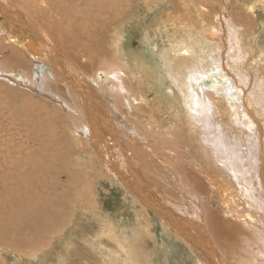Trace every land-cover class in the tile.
I'll return each mask as SVG.
<instances>
[{"label":"rangeland","instance_id":"374dc122","mask_svg":"<svg viewBox=\"0 0 264 264\" xmlns=\"http://www.w3.org/2000/svg\"><path fill=\"white\" fill-rule=\"evenodd\" d=\"M8 1L15 2V0ZM8 1L4 0V2ZM25 1L16 0L17 3L15 4L22 2L25 7L29 8L27 11L30 13H28L29 16L27 17L32 18V20L35 18L33 20L34 26L37 25L36 27L40 31H46L53 42L56 43L55 45L58 47L59 52L58 57L59 59L61 58L64 69H70V71L72 70L71 72L76 70L80 75H87L88 78H96L92 71L98 68L111 66V68L115 69L121 66L122 63L125 65L124 53L127 49L133 50L135 53L139 52L150 62L152 59L155 61V57L159 58L160 54H164L166 59L173 60L175 57L171 55V51H173L174 46L177 47L181 43H187L191 46L193 44L196 50L198 48L201 49V46L202 48H207L204 42L206 41L205 36L201 35V32L196 30L194 26L197 25L198 27L199 24L206 26L217 15L212 16L210 12L206 16L200 15L197 12V6L201 2L208 6L209 9L222 12V4H228L227 7L231 12L232 18L237 22L236 24L240 28L239 31L244 34L241 49L231 47L229 58L226 55L228 47L222 48V50L218 49L219 53L217 54H220L219 56L222 57V60L218 64L216 71L222 72L224 78L219 79L216 74L210 76V78H214V80H211L213 82L221 81L223 83L216 84L219 89L213 94L210 93L211 90H209L208 86H205L204 90H196L195 99L193 100L198 102L203 97L204 100L209 101L212 98L220 97V103L223 99L228 101L230 96L227 95V97L225 94L230 91L228 86L230 84L233 87L243 89L245 92L239 106L231 105V107L236 108L237 114L231 115L232 119L229 121H226L225 114V117L221 116L226 118L225 120L218 119V116L212 118L213 112L208 105L204 104V107H201L199 104L192 103L196 106L193 107L188 104L184 107L186 116L187 114L192 117L197 116V119L195 117L189 120L188 117L189 121H187L184 117L182 121L177 120L175 123V119L171 118L170 112L167 113L161 103L143 101L134 105L128 96L129 102L132 103H130L131 107L125 101V97H122V103L124 104L119 102V108L123 112L114 111L118 120L115 122L119 126H123L124 123L127 127H130L124 133H120V136L130 145L126 154H130L134 148L135 153L141 154L142 152L139 157L140 160L136 161L137 158H135L136 162L132 163L137 166L139 176L151 187L153 193L167 199V204L164 205L168 206L173 203L171 204L172 206L174 205L172 208L177 213L180 211L178 213L180 216L184 215V217H187L188 215L189 218L199 223L201 221L211 233H215V230H217L220 236L218 240L219 247L223 251L224 264H238L240 262V264H245V256L243 257L242 255H245L244 251H247V249L249 250L247 260L249 263L264 264V246H258L254 242H249L248 239L246 241L247 236L253 237L250 233L251 230L247 229V222L254 224L251 225L258 232L260 231L261 236L264 237V187L259 180V175H257V173H260L259 167H264V117L262 109L261 113L257 111L260 104L258 99L264 93L261 92V90L264 91V86H262V82H264V66L261 70H253L255 65H258L256 60L258 53L255 55L256 51L253 50V47L261 43L260 46L264 47V0H186L187 2H179L181 8L176 11V14L174 13L170 16V26L168 25L169 27L167 26L163 33L156 30L155 33L150 34L148 33L147 25L152 22L153 15L157 13L155 6H159L165 14L171 11V2L166 0H71L82 4L87 2V5H92L95 13L98 14L85 15L76 13L74 14L75 16L71 17L70 15H63L56 8L57 4L53 2H59L57 0H43L42 4L53 3L44 9L33 8V3L37 1ZM110 1L116 2L117 6L112 7L108 4L107 7V4L103 3ZM146 1L151 3L147 4L145 3ZM12 6L15 5L12 4ZM101 8H104L101 11L102 13L100 12ZM18 11L26 15L24 10L18 9ZM54 17L55 19H53ZM56 17L59 19H56ZM79 17L82 19L80 20ZM3 21L4 17L0 14V25L3 24L4 28H9ZM41 25L42 27H40ZM229 27H231L230 24ZM60 28H67L68 30L77 28L81 36L84 34L85 37H80L78 40L80 47L72 46L71 44L66 47L62 46L59 35ZM145 33L148 34L146 35ZM88 35L93 37L88 39L86 37ZM218 36L223 38V32L219 31ZM8 39L6 33L2 34L0 30V264H61L55 254L69 238L75 243L76 247L65 256L64 260H74L84 244L79 236H87L90 241L87 247L84 246V248L90 250V253L92 252V255L90 254L91 257L86 259V264H128L126 258H135L134 264H146L148 260H151L150 264H198L187 246L176 239L172 233L164 230L159 219L151 212H143V207L141 206V208L134 202L131 193H129L130 189L126 187L124 180L126 178L128 180L133 179L126 176L127 163H123L121 159H118V147L114 146L118 153H105L103 160L95 153L91 154L92 151L87 139L84 135H80L79 129L75 130L77 123L75 122V117L70 115L74 111L61 101V99H66L67 102L72 103L70 95L65 91L64 93L57 91L62 96L59 97L56 92L40 90V75L43 72L47 73V65L36 60V57H29L30 62L26 58L25 62V60H17L14 56H10V47L14 46ZM183 40L186 42H183ZM162 48L163 50H161ZM224 49L225 53H223ZM155 50L156 52H154ZM166 50L170 51L167 52ZM234 54L240 60V62L239 60L237 61L238 63L247 65L248 74L244 81L235 74L234 65H237V62L230 59V56ZM69 55L75 58L74 61L69 59ZM167 56L171 58H167ZM76 60L84 62L81 63L82 68L88 72L79 69V65L74 63ZM228 60L229 62L234 61V64L232 62L227 63ZM258 61L259 64L262 63L260 60ZM172 64H174L175 68V64L178 65L179 63L177 64L174 59ZM90 70L91 72H89ZM98 73L103 79V73ZM125 77L122 76L123 82L128 84L129 78ZM239 81L242 85L239 84ZM52 82L56 81L53 80ZM56 83L64 82L57 81ZM170 86L175 88L173 84H170ZM221 95L224 97H221ZM157 96L161 95L158 94ZM149 98L151 96H147V99ZM111 101L113 100L111 99ZM219 102L214 104L221 106ZM111 104L113 103L110 102ZM254 105H257V107ZM261 105L264 106V98L261 101ZM219 111L220 114H223V110ZM252 118L256 119L255 123H253ZM161 119H168L167 121L170 119L173 123L165 124L163 128L158 126ZM222 121H224L225 127L219 133L224 135L223 141L225 143L219 140L220 136L218 133L220 124H222L219 122ZM189 122L190 125L188 124ZM193 122L194 126L191 125ZM256 125H261L263 128L262 134L261 132H256L255 137L253 136L249 142L246 139V143H243V135H250L248 129H255ZM196 130L201 134L196 133ZM192 132L195 134H192ZM232 132H237L239 135L236 146H233L228 138V133ZM206 134L214 136L213 138L211 137V146L220 149L223 158L234 164L235 168H240L239 173L231 172L226 168L222 171L226 178L237 184L239 196L237 195L236 202L232 204L234 209H237L236 213L234 209H231L232 207L227 208L229 211L225 208V203L223 204V201L220 202L217 193L212 191L209 195L207 194V187L208 189L210 187L208 186V180H204V174L201 172L202 167L198 166L196 169L191 164L193 159L190 153H187L189 151L183 141L194 137L196 141L193 140L196 143L193 140H188V142H193L192 145L195 147V151L203 152L202 149L199 150V144H201V146L205 145L209 152L213 154L210 151L208 141L203 140ZM167 135L177 137V140L172 144H167ZM197 140H200L201 143L200 141L198 143ZM178 150L181 154L177 153ZM231 151L235 152V154L233 155ZM120 152L122 153V151ZM179 155L181 156L179 157ZM212 157L210 156V158ZM178 158H180V162ZM184 158V161L190 164L183 162L182 159ZM104 160H111L113 163H117V168L114 167L115 171L116 169H121L126 177L119 175V171L115 173L112 167H109ZM177 162L180 164H176ZM182 162L186 165H182ZM218 165L220 166L219 163ZM245 166L249 169H245ZM180 167L187 170L188 177L185 176L184 180H189L190 175H193L192 180L190 179L191 185L186 180L187 184L185 186H189L190 190L185 191L184 189L182 191V187H180L179 191V187L174 185V181L177 182V179L180 178ZM242 174H245L246 178L240 179L237 177ZM168 178L173 180V182L169 181ZM195 178L201 180L205 185L202 184L201 188L197 186L198 189L195 188L193 190L191 187L195 184ZM142 188L146 189L145 187ZM157 188L160 189V192L155 191ZM171 188L176 191V194L178 192L180 195L171 194L170 192L173 191L170 190ZM164 190L166 194H164ZM244 192L247 193L244 195ZM242 194L244 196H241ZM201 209L203 212L208 210L209 213H201ZM94 210L101 213L94 214ZM184 210L185 212L183 213L182 211ZM248 210L250 216L247 215ZM41 211H48L59 218L53 230L55 235L51 239L53 242L52 246L41 244L38 234H35L34 239H32L30 230L23 224L25 219ZM238 211L242 215L239 213L238 217L240 220L237 219V221L232 215L233 213L237 214ZM96 215L97 217H93ZM205 215L208 216L206 217ZM249 217L253 220H248ZM227 224L233 225L232 229H229ZM53 225L54 222H52ZM74 225H76V228ZM217 226L220 227L218 228ZM242 230L248 232V234L245 235ZM256 230L254 231L256 232ZM211 233L209 234L210 238L214 240V236ZM109 238H115L122 246L121 250L115 255V250H108L107 245L112 243ZM93 239L97 242H93ZM106 240L109 242L103 246ZM246 242L247 244L249 242L251 246H246ZM90 246L93 247L91 248ZM114 246L119 249L115 243ZM129 246L135 250H130ZM41 252H45L42 254V258L39 257ZM128 253L129 255L130 253H135L136 256L130 255L128 257Z\"/></svg>","mask_w":264,"mask_h":264},{"label":"bare ground","instance_id":"6f19581e","mask_svg":"<svg viewBox=\"0 0 264 264\" xmlns=\"http://www.w3.org/2000/svg\"><path fill=\"white\" fill-rule=\"evenodd\" d=\"M34 1H37V2L33 3V8L44 9V8L48 7L49 5L55 3V4H57L56 8L60 12H62L63 15H70L71 17L75 16L74 14H76V13H82L85 15L86 14H89V15L96 14L94 9L92 8L93 6L87 5V2H83V4H82V3H78V2L76 3L75 1L72 2L71 0H57L59 2H53V3L47 2V3L42 4L41 2H43V0H34ZM166 1L171 2V11L164 14L159 6H155V8L157 9V13H155L153 15L152 22L147 25V28L149 30V32L148 31L147 32L149 34L155 33L156 30L163 33L164 30L167 28V26L170 24V20H169L170 16L174 13L176 14L177 10L178 11L180 10L181 5L179 4V2H187L186 0H166ZM222 2H221V4H222ZM11 3L15 6H12ZM15 3H17L16 0H15V2H9V1L4 2V0H0V14L4 17L3 22L6 23L7 26H9V28L6 29L3 27V24H1L0 30H1L2 34L6 33V36L9 38L8 40L11 41L13 46H14V47H10V50H9L10 56H14L17 60H23V61L25 60V62H26V58H27V61L30 62L31 57L32 58L36 57L37 58L36 60L40 61L44 65H47V73H44L42 71L43 73H42V75H40L41 76V78H40L41 81L39 83V85L41 87L40 90L56 92L59 97H62V96L57 91H61V93H64V91H65L67 94L70 95V97L72 99V103L67 102L66 99L65 100L61 99V101L66 103L67 106L72 108V110L74 111V113L70 114V115L75 117V122L77 123L75 130L77 131V129H79L80 135L81 134L84 135V137L87 139L88 144H89L91 151H92L91 154L95 153L100 159L103 160V155L105 153H109V152H112L115 154L118 153L116 148H114V146H117L119 149V153L117 154L118 159H121V162H123V163H127V165H126V168H127L126 176L131 177V179H133V180H128L127 178L126 179L123 178L125 180V185L128 189H130L129 193H131L134 202L136 204H138L140 207L142 206L144 208L143 209L141 207L143 212L148 213V211H149L156 218H158L159 221L161 222V224L163 225L164 230H166L169 233H172L176 237V239H178L180 242H182V244L187 246V248L194 255L198 264H224L223 256H222L223 251L219 247V240L218 239L220 238V236L218 235L217 230H215V233L214 232L211 233V231L204 224H202L201 221L199 223L198 221H195L194 219L189 218L188 215H187V217L186 216L184 217L183 214H182L183 216H180L178 214L180 211L177 213V211L175 212V209L172 208L174 205L172 206L171 204H173V203L169 204V205H171L170 207H169V205L168 206L164 205V204H167V199H165L163 197H159L158 195L154 194L151 187L145 181H143V179L139 176L137 166H134V164L132 162L135 161V158H137L136 159V161H137L139 159V157L142 155V152H141V154H138V152L135 153V148H134V149H132V152L130 154H126L127 150H129L130 145L126 142V140H124L120 136V133L121 132L124 133L128 129L129 126L127 127L126 124H124V123H123V126L117 125L115 122V121H118L117 115H115L114 111H117L118 113L123 112V110L119 108V102L121 104H124V103H122V97H125V101L131 107L132 103L129 102V97H130V99L132 100L134 105H136L137 102L142 103L143 101H147V102L153 101L154 103L158 102L159 104L161 103L162 106L165 107L164 110L166 109L165 111L167 113L170 112L171 118L173 117L175 119V123L177 120L182 121V119L184 117H185L184 119H187L189 117L188 118L189 120H191L190 118H195V117L197 119V116L192 117L188 114L186 116V109L184 107H185V105H188V104H190L193 107L196 106V105H193L192 103L199 104L201 107H204V104L208 105L212 109V112H213L212 118H216L218 116V119L221 118L222 120H225L227 118L226 121L231 120L232 119L231 115L234 116L237 114L236 108L231 107V105L235 106V107L240 105V102L242 101V98L245 94L243 89H241L239 87H233L230 84H228V86L230 87V91L226 92L227 94H225V96L229 95L230 98L227 96L228 101L223 99V101L221 103L219 102L220 97H217L216 98L217 100L215 98H212L209 101L204 100L203 97H202V100L198 101V102L193 100V99H195L196 90L199 89V91H201V90H204L205 86H208L209 90H211L210 93L213 94V93H216V90L219 89L216 84L219 85L220 83H223L221 81L213 82L211 80H214V78H210V76H212L214 74H216V77L219 79L224 78V76L222 75V72L216 71L218 64H220V62L222 60V57L219 56L220 54H217V53H219L218 49L222 50V48L228 47V51L226 54L228 56V58H229V50L231 47L236 48V49L237 48L241 49V42L244 38V36H243L244 34H242L243 32L241 33L239 31L240 28L237 26V24H236L237 22L235 21V19L232 18L231 12H230V10H228V7H227L228 4L227 5H226V3L222 4L223 10L221 12L220 10L217 11V10L209 9L208 6H206L204 3L200 2V4L197 6L198 7L197 12L200 15L206 16V14H208V12H210L212 14V16L217 15L216 18L215 19L212 18V22L210 24H207L206 26H203L201 24H199L198 27H197V25L194 26L196 30L201 32V35L205 36L206 41H204V42L206 43L207 48H202V46H201V49L198 48V50H196V49H194L193 44L191 46V45H188L187 43L186 44L185 43H181V44L177 43L178 44L177 47L174 46V49L172 48L173 51H171V55L175 57L174 59L177 62V64L179 63L178 65L175 64V68H174V64H172L174 59L173 60L172 59L171 60L166 59V56L164 57V54H160V55L158 54L160 56L159 58L155 57L154 58L155 61H153V59H152L150 62H148V60H146L145 57H143L139 52L135 53L133 50L127 49V51L124 53L125 54L124 55L125 65H123V63H122L121 66H118L115 69L111 68V66H108L106 68H101V69L98 68L97 70L92 71L96 75V78H97L96 79V78H88L87 75L82 76L76 70L74 72H71L72 70L70 71V69H69L70 66L68 67L69 70H67V68L64 69L63 64L60 60L61 58L59 59V57H58L59 52H58V47L55 45L56 43L53 42L52 38L47 34L46 31H44V30L40 31V29L38 27H36L37 25L34 26L33 20L35 18L32 20V18L27 17V16H29L28 13H30L27 11L29 8L25 7V5L22 4V2L21 3L19 2L18 4H15ZM103 3L107 4V7H108V4H110L112 7L116 5V2H111V1L110 2H103ZM103 3H101V4L103 5ZM145 3L150 4L151 2L146 1ZM13 7H16V8H13ZM104 8H101L100 12L103 11ZM18 9L24 10L26 12V15L21 14V12H19ZM101 13H99V14H101ZM96 15H98V14H96ZM41 16H42V14H41ZM99 16H101V15H99ZM64 17H66V16H64ZM101 17H104V16H101ZM53 19H55V17ZM56 19H59V18L56 17ZM79 19H80V17H79ZM38 20H40V19H38ZM75 20H76V18H75ZM83 20H85V19L83 18ZM202 20H199V21H202ZM79 24H80V22H79ZM229 24L231 27H229ZM40 27H42V25ZM219 31L223 32V38H220L221 36L220 37L218 36ZM225 31H226V34H225ZM32 35H33V37H32ZM59 35L61 38L60 43L64 47L69 46V44H71L72 46L80 47L78 40L80 37H85L84 34H83L84 36L83 35L81 36L79 34L77 28L76 29L72 28V30H68L67 28H60L59 29ZM59 35H58V37H59ZM86 37L88 39H90L93 36L88 35ZM146 38H147V36H146ZM147 39H149V38H147ZM183 42H186V41L183 40ZM195 42H196V40H195ZM170 45H171V43H170ZM260 45L253 47V50L256 51L255 55H257V53H258L257 57L254 55L256 57L258 65L257 66L255 65L253 70H261V68L264 66V47H261ZM13 48H16V49H13ZM250 48H252V47H250ZM19 49H21V50H19ZM153 49H155V48H153ZM161 50H163V48ZM170 50H171V48H170ZM170 50H168V51H170ZM154 52H156V50ZM220 52H222V51H220ZM225 52L226 51L224 49L223 53H225ZM213 53H216V54H213ZM221 55L224 57L223 54H221ZM254 56H253V58H254ZM69 57H70L69 58L70 60L74 61L75 58L73 56L69 55ZM167 58H171V57L167 56ZM230 59L234 60L236 62L239 60L235 54L231 55ZM258 60H260L262 63L259 64ZM33 61H34V59H33ZM225 61H226V59H225ZM234 61H231V62L233 63ZM250 61H251V59H250ZM231 62H229V60L227 61V63H231ZM239 62H240V60H239ZM7 63H5V64H7ZM74 63L76 65H79L78 66L79 69L83 70L81 63H84V62H79L78 60H76ZM234 69H236L235 74L238 75L242 81H244L246 79L247 74H248L247 65L245 63L241 64V63L237 62V65H234ZM83 71H85V70H83ZM85 72H88V71H85ZM89 72H91V70ZM98 72L103 73V79H101V76H99L100 74ZM40 74H41V72H40ZM164 74L166 77L165 80H164ZM122 76L124 78H126L125 76H127L129 78L128 79L129 83L127 82L128 84H125L123 82ZM53 80L56 82L58 81V82H64V83L52 82ZM234 83H236V81H234ZM59 84H61V85H59ZM170 84H173L175 86V88L171 87ZM239 84L242 85L240 81H239ZM262 84L261 85L264 86V82H262ZM261 92H264V91L261 90ZM158 94H160L161 96L158 97L157 96ZM126 96H127V98H126ZM147 96H151V98L147 99ZM261 96L262 97L260 99H258L260 104H259V107L257 108V111L260 112L262 109V113H263V117H264V106L261 105V101H263V98H264V93H262ZM221 97H224V96L221 95ZM110 98L113 101H111ZM110 102L113 104L110 105ZM215 102H219L221 104V106L219 104L218 105L214 104ZM254 106L257 107V105H254ZM110 107L114 108L115 110L114 109L112 110ZM115 107H117V108H115ZM224 109H225V113H224ZM219 110H223V114H220ZM224 114L226 115V118H222L223 116L225 117ZM164 116H165V113H164ZM188 119H187V121H189ZM167 120L168 119H164V120L161 119L159 121L158 126L164 128L165 124H168V123L172 124L173 123L170 119H169L170 122ZM252 121H253V123H255L256 119L252 118ZM119 122H120V120H119ZM219 123H222V124H220L218 133L221 132L225 127L224 121L219 122ZM188 124L190 125V122ZM193 124H194V122L191 125L194 126ZM195 124H196V122H195ZM182 129H184V128H182ZM191 131H194V130H191ZM197 131L198 130H196V133L201 134L199 131L198 132ZM262 131H263V128L261 127V125H256L255 129H248V132L250 135H243V139H242L243 143H246V139H247V142H249L253 136L255 137L256 132H259V133L261 132V134H262ZM193 133L194 132H192V134ZM234 133L233 132L228 133V138L230 139V142L233 144V146H236L237 142H238L239 135L237 134V132H234ZM219 136H220L219 140L223 141L224 135H221L219 133ZM211 137H212L211 135L206 134V137L203 140L208 141V143L210 145V146L209 145L208 146L210 147V151L213 154H211L209 152V150L205 147V145L201 146V144H199L200 145L199 150L202 149L203 152H199L198 150L195 151V147L192 145L193 142L192 143L188 142V140H193L194 137L193 138L192 137L191 138L186 137L187 139H185V141H183V142H185V145H187L186 148H188V151H189L187 153L188 154L190 153L191 158L196 162V163H192V162H194L192 160L191 164H193V167H195L196 169L198 166L202 167L201 172L204 174L203 176L205 177V179L204 178H202V179H204L205 181L207 179L208 180V186L210 187L208 189V187L206 186L207 192H208L207 194L209 195L210 193H212V191L217 193V196H218L220 202L223 201L222 203L223 204L225 203L224 206L226 209L229 207H232L231 209H234L232 204L234 202H236V200L239 196L237 193V191H238L237 184H235L234 182H231V179L226 178L225 175L222 173V171L226 168L227 170H229L231 172L239 173L238 171H240L239 170L240 168H238V169L235 168L234 164H232L230 161L223 158V155L221 154L220 149H216L213 146H211V144H210L211 139L214 136L212 138ZM166 139L168 142L167 144H172L177 140V137H171V136L167 135ZM197 141L199 143L200 140H197ZM200 143H201V141H200ZM179 145H182V144H179ZM199 145H198V147H199ZM205 149H206V151H205ZM120 151H122V153ZM184 151H185V149H184ZM179 152L180 151L178 150L177 153H179ZM179 154H181V153H179ZM232 154L234 155L235 152H232ZM180 156L181 155H179V157ZM210 156H213V157L210 158ZM178 159L180 162V158H178ZM186 159L189 160V158H187V157H186ZM184 160H185V158L182 159V161L187 162ZM98 162H100V161H98ZM104 162L105 163L107 162L109 167H112L113 171H115L114 167H116L117 163L115 164L111 160H104ZM179 162H177L176 164H180ZM217 162L220 164V166L221 165H223V166L220 167ZM139 163H141V162H139ZM166 163H167V161H166ZM184 164L185 163H183L182 165H184ZM188 164H190V163H188ZM167 165H168V163H167ZM182 167H184V166H182ZM251 167H253V166L251 165ZM184 168L183 169L181 167L179 168L180 173H181L180 178L177 179V182L174 181V185L179 187L178 188L179 191H180V187H182V191L184 189H185V191L190 190L189 186H185L187 184L186 183L187 179L184 180V178H185V176H187V170ZM191 169H193V168H191ZM245 169H249V168H247L245 166ZM118 171H119V175H121L122 177H126L122 173L123 171L121 169H116L115 173ZM259 171H260V173L259 174L257 173V175H259L258 176L259 180H260L262 186L264 187V167L260 166ZM244 175L242 174L241 176H237V177H239L240 179H244V178H246V176H244ZM190 176H191L190 179L192 180L193 175H190ZM170 180L171 179H169V181ZM189 180H187V182H189L188 184H190V182H191V180L190 181ZM171 181L173 182V180H171ZM179 181H180V183H178ZM233 181H235V180H233ZM131 182H133V183H131ZM194 183H193L194 185H192V187H191L193 190H195V188L196 189H198L199 187L201 188L202 187L201 185L204 184L198 178L194 179ZM245 183H246V181H245ZM159 185L162 187L161 184H159ZM197 186H198V188H197ZM142 187H145L146 189H143ZM170 190H173L171 192L169 191L171 194L172 193H174L175 195L178 194V192H177V194L175 193L176 191H174V189L171 188ZM155 191L160 192V189L157 188V189H155ZM198 192H199V190H198ZM245 193H247V192H244V195H245ZM164 194H166L165 190H164ZM178 195H180V194H178ZM244 195L242 194L241 196H244ZM170 196L172 197V195H170ZM249 198H251V197H249ZM176 204H178V203H176ZM205 209H206V207H205ZM235 211L237 212V209L236 210L234 209V212ZM182 212L184 213L185 210ZM206 212L209 213L208 210L203 212V210L201 209V213L205 214ZM93 213L94 214H100L101 212H99V211L97 212V210H94ZM235 213H233V215H232L233 218L235 217L236 218V219L234 218L235 220H237V219L240 220V218L238 216H239V213H241V212L238 211L237 214H235ZM248 213H249V210L247 212V215L250 216ZM227 214H231V213H227ZM227 214H226V216H227ZM143 215L147 216L146 214H143ZM241 215H242V213H241ZM193 216H194V213H193ZM232 216H231V218H232ZM93 217H97V215L93 216ZM243 217H244V215H243ZM226 219L228 220L227 217H226ZM249 219H250V217L248 218V220ZM244 220H243V222H244ZM250 220H253V219H250ZM58 221H59V218L56 215H54L48 211H41V212H38V213L28 217L27 219H25L23 224H25L28 227V229L30 230L32 239H34L35 234H38L40 236L39 242L41 244L47 245V246H52L53 242L51 239H52V236L55 235L53 233V230L55 228V225L58 223ZM52 222H54L53 226H52ZM252 222L254 223V221H252ZM234 223H235V221L232 224L234 225ZM247 223H248L247 229L249 228L248 230H251L250 233L252 234L253 237L247 236L246 241L249 240V242L250 241L252 243L254 242L258 246H260V245L264 246V237L261 236L260 231L258 232L255 229V227L252 226L254 224L249 223V222H247ZM208 225H210V224H208ZM227 225H229V229L233 226L230 224H227ZM75 226L76 225H74V227ZM217 227L219 228L220 226H217ZM223 230H225V229H223ZM254 230H256V232ZM263 230H264V228H263ZM254 232H255V234H254ZM210 233L213 234L214 240H212L210 238V235H209ZM242 233H244L245 235L248 234V232L243 231V230H242ZM222 236H224V235H222ZM79 237L81 240H83L84 244L81 247V251L77 254L76 259L71 260V261H65L64 260L65 256H67L73 250V248L76 247L75 243L72 242L71 238L66 240L64 245H61V247L58 249V251H56L57 253L55 254V257L58 260H60L61 264H86V259L91 257L92 252L90 253L89 252L90 250L84 248V246L85 247L88 246V243L90 241L88 240L87 236H79ZM109 239L112 240V243H109L107 245L108 250H110V249L115 250L116 251V252H114V255H115V253H117L121 250L122 246L117 240H115V238H113V239L109 238ZM93 242H97V241L95 239H93ZM108 242L109 241L106 240L103 243V246H105V244ZM249 242H248V244L246 242V246L250 245ZM114 243L119 247V249L116 248V246H114ZM90 247L92 248L93 246H90ZM128 248H130V250H135V249L131 248V246H129ZM244 250H246V249H244ZM128 252H130V251H128ZM244 252H245V255H242V254L241 255L243 257L245 256L244 257L245 264H251L247 261L248 256H249V250L247 249V251H244ZM44 253L45 252H41L39 257L42 258V254H44ZM131 253H130V255H133V257L136 256L135 253H134L135 255L131 254ZM263 253H264V250H263ZM130 255L128 253V257ZM126 259L128 260V262H127L128 264H132L133 262L136 261L135 258L134 259L126 258ZM238 260H240V259L238 258ZM147 263L150 264L151 260H148ZM240 263H238V264H240ZM242 264H244V263H242Z\"/></svg>","mask_w":264,"mask_h":264}]
</instances>
